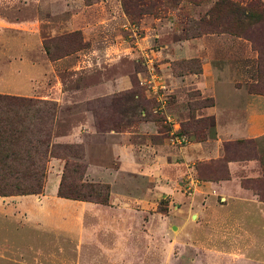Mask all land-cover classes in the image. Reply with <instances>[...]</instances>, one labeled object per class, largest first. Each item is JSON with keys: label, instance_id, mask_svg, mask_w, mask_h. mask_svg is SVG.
<instances>
[{"label": "rangeland", "instance_id": "374dc122", "mask_svg": "<svg viewBox=\"0 0 264 264\" xmlns=\"http://www.w3.org/2000/svg\"><path fill=\"white\" fill-rule=\"evenodd\" d=\"M261 13L264 0H0V97L13 99L0 114L23 127L0 185L42 174L39 193L0 194V264H264V204L226 183L228 160L254 162L234 179L264 203ZM143 124L177 163L153 178L118 171L108 147ZM230 124L255 131L212 156Z\"/></svg>", "mask_w": 264, "mask_h": 264}, {"label": "crops", "instance_id": "0c3cea01", "mask_svg": "<svg viewBox=\"0 0 264 264\" xmlns=\"http://www.w3.org/2000/svg\"><path fill=\"white\" fill-rule=\"evenodd\" d=\"M222 87H224L223 92H227L228 86L222 84ZM5 89L10 90L12 89V87L10 86L8 88V86H3L0 83V91H3ZM105 92H107V86H105L104 84H100L86 88L83 91L75 89L72 94H75L77 98L82 99L90 95L92 97L97 94H103ZM66 94L69 93L63 89L58 91L57 89H55L54 91V95H59L61 96V98L64 97ZM224 100L225 101L221 103H223L225 106H230L233 102V93L231 96L226 93V97L224 98ZM61 101L64 102L63 99ZM226 118L227 117H225L224 119L225 122L231 120ZM79 128L86 129V132L88 134H93V129L92 127H90V124L87 120L82 124H79ZM253 131L251 127L248 128L246 125L243 126L230 124L227 125L224 129L221 127L219 129V133L217 134V139L214 140V145L210 150L211 152L209 151V153H211L212 156L217 157L219 154L220 142L247 136ZM154 132L155 131L151 130V127L147 126L146 124H143L137 127V130L133 132L126 131L119 133H108L109 135L112 134L113 136H116L114 138V141L108 144V147L111 156L116 161L115 167L118 168V171L134 172L144 177L153 178L157 177L156 173H158L162 167H172L173 165L177 164L174 158L172 146L163 142L156 143L146 138L147 136H153L155 134ZM132 136H135L134 138L137 139L141 136L144 138L141 141L128 139ZM74 142L80 143L81 141L80 139H76L74 140ZM84 149L86 150V154L84 156L87 160H89L90 153L88 146L85 145ZM250 163L253 164L254 162H251L249 160L228 162L227 169L230 173V180L226 181V183H229L232 186V193L235 195L236 200L244 202L246 204L249 203V205H252L254 208L256 207L258 210H261V206L264 203L259 202V200H257L255 196L248 195L247 191L242 189L234 179V173L249 169ZM258 207L261 209H259Z\"/></svg>", "mask_w": 264, "mask_h": 264}, {"label": "trees", "instance_id": "16d2710c", "mask_svg": "<svg viewBox=\"0 0 264 264\" xmlns=\"http://www.w3.org/2000/svg\"><path fill=\"white\" fill-rule=\"evenodd\" d=\"M257 13V12H255ZM262 14V13H261ZM253 14L252 17H255ZM260 15V14H257ZM263 20H264V15L262 14ZM13 101V99H9L6 97H0V111L1 109H8L7 107L10 105V103ZM0 114V151L2 150H7V146H15L16 145V141H18V138L15 137V134H18L20 132V129H22V120H16V121H12L11 119H9L7 116ZM38 122H37V126H34L35 129V133L40 135V133H43V135H45V129H44V124L45 122L40 119L39 117L37 118ZM20 128V129H19ZM36 142L38 143L39 146H43L46 142V140H36ZM5 145V146H3ZM12 156V152L10 151L9 153ZM33 154H35L36 156L41 154V151L39 150V148L34 147L33 149ZM231 160H228L227 162H229ZM234 161V160H233ZM235 161H239V160H235ZM28 165L30 167H35V164L33 161H29ZM226 168V167H225ZM5 169L10 170L11 167H5ZM33 169H29L28 173L26 175H23L20 179L25 181L26 184L25 185H18V182H14L11 183L10 185H0V194L2 193H8V194H33V193H39L40 191V184H39V180H41V171L40 174L39 172H33ZM16 181V179H14ZM57 194L60 197H64V198H70V199H75L74 197H67L64 194H61L60 191H57Z\"/></svg>", "mask_w": 264, "mask_h": 264}]
</instances>
